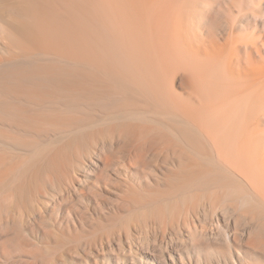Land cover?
Wrapping results in <instances>:
<instances>
[{"label":"bare ground","instance_id":"obj_1","mask_svg":"<svg viewBox=\"0 0 264 264\" xmlns=\"http://www.w3.org/2000/svg\"><path fill=\"white\" fill-rule=\"evenodd\" d=\"M262 230L264 0H0V264H257Z\"/></svg>","mask_w":264,"mask_h":264},{"label":"rangeland","instance_id":"obj_2","mask_svg":"<svg viewBox=\"0 0 264 264\" xmlns=\"http://www.w3.org/2000/svg\"><path fill=\"white\" fill-rule=\"evenodd\" d=\"M200 203H201V207H202V214L208 215L207 217L211 216V212H210V215H209L210 207L207 206L206 204H204L203 202H200ZM144 217H146V214H143L141 216H138L137 218H140L144 222ZM95 218H96L95 212H91V211L86 212L82 216V219L80 221L76 218V221H77V223L79 225L80 232L83 231V229L85 228V226L89 225ZM92 229H93V227H92ZM263 232L261 233V235L264 237V233ZM98 234H99V232H98ZM144 234L145 233H144V230H143L141 235L143 236ZM92 238L93 237H88L87 238V241L93 243L92 241H90ZM197 241H198L199 246H200V244H203L202 241H200V240H197ZM144 242H141L142 245H139V247L142 250V252L144 254L143 256L145 257V259L146 260H150L153 257V255H150V254L146 253L147 251H154V253H159L160 251H159V249H158L157 246H153L150 249L146 245H143ZM259 245L261 247V250L263 249L262 251L264 252V242L263 243H259ZM171 246H172L173 250H175V249L176 250L177 249H183L182 248V244L180 242H177V241L172 242L171 243ZM220 246H222V245H220ZM85 247L86 246H81V248L79 249V252H71L70 255H69V257H68L69 258V261H72L73 260L74 262H76V264H86L85 263V260H86V258L89 255H91V251L86 250ZM102 256L109 257L111 255L110 254L108 255V254L105 253V254H102ZM176 256H178V258H179V254L178 253H176ZM248 258L251 261H253V262L257 263V264H264V253L263 254H258L256 256H249ZM102 262L103 261L101 260V263ZM202 262H203V260H199V259H194L193 260V264H202ZM90 264H95V261L93 260V258L91 259ZM111 264H114V262L112 261Z\"/></svg>","mask_w":264,"mask_h":264}]
</instances>
